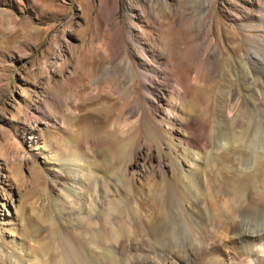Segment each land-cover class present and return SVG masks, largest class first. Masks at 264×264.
I'll use <instances>...</instances> for the list:
<instances>
[{"label": "rangeland", "instance_id": "374dc122", "mask_svg": "<svg viewBox=\"0 0 264 264\" xmlns=\"http://www.w3.org/2000/svg\"><path fill=\"white\" fill-rule=\"evenodd\" d=\"M260 41L264 0H0L4 238L15 231L54 248L55 233L69 229L67 215L54 212L58 187L49 180L67 172L52 153L68 161L80 144L83 186L105 173L119 184L110 174L130 160L132 146L139 153L131 177L157 169L162 116L193 117L215 138L216 109L232 91L222 131L260 124ZM137 253L130 264L149 259Z\"/></svg>", "mask_w": 264, "mask_h": 264}, {"label": "bare ground", "instance_id": "6f19581e", "mask_svg": "<svg viewBox=\"0 0 264 264\" xmlns=\"http://www.w3.org/2000/svg\"><path fill=\"white\" fill-rule=\"evenodd\" d=\"M259 55L254 63L263 72ZM231 92L216 109L215 138L197 129L193 117L162 116L165 154L158 151L149 176L140 170L131 177L135 146L130 160L110 174L119 184L105 173L83 186L80 144L71 145L68 161L52 153L67 172L48 181L58 187L54 212L67 215L70 227L59 229L54 248H47L15 231L5 239L0 225V264H130L141 251L149 253L144 264H264V113L255 128L223 132L220 121L232 118Z\"/></svg>", "mask_w": 264, "mask_h": 264}]
</instances>
